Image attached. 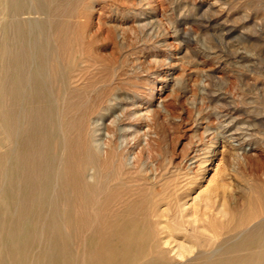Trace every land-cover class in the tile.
Returning a JSON list of instances; mask_svg holds the SVG:
<instances>
[{
  "label": "rangeland",
  "instance_id": "rangeland-1",
  "mask_svg": "<svg viewBox=\"0 0 264 264\" xmlns=\"http://www.w3.org/2000/svg\"><path fill=\"white\" fill-rule=\"evenodd\" d=\"M43 1L45 13L21 19L45 36L48 60L36 62L51 124L28 128L25 110L16 134L0 133V153L16 149L20 196L44 198L28 214L0 204V264H118L135 252L140 263L248 264V253L262 255L251 229L264 218V0ZM40 136L41 157L54 155L47 177L32 158ZM164 235L187 246L183 260L157 250ZM52 246L64 263L47 259Z\"/></svg>",
  "mask_w": 264,
  "mask_h": 264
},
{
  "label": "bare ground",
  "instance_id": "bare-ground-1",
  "mask_svg": "<svg viewBox=\"0 0 264 264\" xmlns=\"http://www.w3.org/2000/svg\"><path fill=\"white\" fill-rule=\"evenodd\" d=\"M46 1H43V2L47 3ZM49 3L50 2L48 0V4ZM50 6L51 5H49V7ZM44 11H45V8H44V5L42 4V0H0V62L2 61V63H0V133H2L4 135L5 140H8L9 137H10V135L16 134V132L18 130L17 128L20 127V125L17 127L18 123L23 120V117L25 115H27V113L26 114H23V112L25 110L28 111L29 114L32 116L31 119L27 118L28 120L26 119L24 121V122L27 123V127L28 128L34 126L35 124H37V125L39 124L40 125L42 122L45 124L46 127H48L51 124L50 112H51V107L52 106H51L50 101H48L49 95L47 93V89L44 86L45 83L43 84V81H44L43 80L44 79L43 78V76H44L43 75V68H41V66L39 65V63L36 62V61H40L41 62L42 60L44 61L45 58L47 57V50H46V46L44 44L45 36H44V39H43L42 38V34H41V30L39 28V22L37 21V19L35 20L37 22L31 23V24H30V21H28V20L25 21V20L21 19V16H23V13H26L28 15H31V14H34L35 15V13H40V12L42 13ZM31 18H32V16H31ZM29 20H31V19H29ZM48 21H49V19H48ZM49 28H48V30H49ZM47 33H50V31L47 32ZM49 35H52V34H49ZM46 60H48V58H46ZM41 95L46 96V98H47L46 99L47 100L46 103L44 102L43 105L40 104V105H37V106L32 105V101L35 98H37V97L39 98ZM37 132H39V131H37ZM49 134L50 133L47 131L48 138L50 136ZM45 136H46V132H45ZM41 137L42 136H40L39 141H38V143L36 145V147L38 149L40 148L38 150V154L36 153V157H32V158H33L34 161L37 160V162L39 164V167L43 169V172L42 173L44 174V176L47 177L48 176L47 170L50 171V167H52V162H53L54 155L53 154H50L48 152L47 153L43 152L44 153V156L41 157L42 146H43L42 145L43 142H41ZM14 145H15V143H14ZM29 148H30V146H29ZM15 150L16 149H14V147H11V148H7V150L5 152L0 153V176L2 174L5 175V176L7 175V177H6L7 180H6L5 184L4 183H3V185H1L2 183L0 184V187H1L0 188V192L2 193V196L0 197V204L2 206H4V207H9V202H12V203L15 202V203L18 204L19 209H21L24 214H28V213L31 212V209L33 208V204L39 202L42 198H44V194L42 192H40L39 195L34 196L33 198L30 196L28 199H26V198L23 199V197L20 196L19 190L17 188L18 187V183H19L18 182V179H17L18 172H19V164H18V162L12 160L13 158H15L14 157ZM40 150H41V152H39ZM50 150H52V149H50ZM58 151L60 152V150H58ZM19 153H21V152L19 151ZM58 155H59V153H58ZM218 166H219V163L215 164V166H214L215 168L214 169H217ZM21 169H22V167H21ZM51 170L53 171V169H51ZM55 170H57V169H55ZM52 171H51V173H52ZM81 173L77 172V174L79 175V181H80L81 185L84 187V189L87 191V192H82V196H84V198H89V197H91L89 195L90 194V191L89 190H90V188L92 186H90L84 180V178H83L84 176ZM86 173H88V172H86ZM37 175H39V174H37ZM53 175H54V173H53ZM53 175H52V177H53ZM51 181H52V178H51ZM33 182H35V181H33ZM55 183H56V181H55ZM54 185H52V187ZM30 186H29V188H30ZM54 193L56 194V191ZM54 193H53V195H55ZM27 196H29V195H27ZM92 196H93V193H92ZM49 197H50V195H49ZM92 199H93V197H92ZM49 202L50 203L48 205H50L51 203H53L52 198H49ZM55 206H56V203H55ZM48 207L49 206H47V208ZM56 208H57V206H56ZM45 213H47V212H45ZM54 215L55 214L51 215L52 218H53L52 221L55 220ZM58 216H60V215H58ZM44 217H46V216H44ZM36 220L37 219H35V221ZM153 223H155V220H154ZM34 224H35V222H34ZM51 224L52 223L50 222V225ZM54 224L55 223H53V225ZM35 226H36V224H35ZM165 228H167V227L165 226ZM49 229L51 230L52 228L49 227ZM40 232H42V231H40ZM53 232H54V230H53ZM161 232H164V230L161 229L159 233H161ZM137 234H140V233H137ZM142 234H143V232H142ZM145 234H147V233H145ZM145 234H144V236H145ZM251 234L252 235H257L260 238V240L262 241V243L260 245H262V244L264 245V218L263 217L256 224H254V226L251 229ZM16 236H18V235H16ZM135 236H136V234H135ZM137 236L139 237V239H141L140 238L141 234L140 235H137ZM167 237H168V235L159 236V238H157V242L155 240V242L157 243V250H160V251H162L164 253V254H162L160 252L162 255H167V257L169 256L172 259H174L176 257H179L180 259H182L184 257V255H185V253H187V255H188V251L189 250L186 249L187 248L186 245L185 246L184 245H181L182 242H180L181 244L179 242H178L179 244L176 243L175 239H173L172 236H171V238L173 240H171V239H169ZM153 238H154V236H153ZM238 238H240V237H238ZM245 238H246V241L245 242H248L247 239H249V236L248 237H245ZM252 238H254V237H252ZM243 239H244V237H243ZM243 239H239V240H242L243 241ZM131 240H132V238H131ZM234 241H235V239H234ZM242 241H239V242H241L240 243L241 245H242ZM153 242H154V240H153ZM257 242H260V241H257ZM230 243L231 242H229L228 245H230ZM251 243L253 244V242H251ZM52 244H53V241H52ZM148 244H150V243H148ZM247 244L249 245L250 243H247ZM237 245H239V244H237ZM251 245H249L250 248H251ZM254 245H258V244H253L252 245L253 248L255 247ZM240 246H238V248H240L241 250L242 249H245L243 247L241 248ZM246 246L247 245H245V247ZM146 247H149V246H146ZM231 247H230V249H232ZM36 248H37V246H36ZM149 248H148V250H149ZM189 248H192V247H189ZM234 248H235V246L233 247V249ZM257 248H261V247H257ZM52 249H53V246H52ZM144 249H146V248H144ZM247 249L249 250L248 246L246 247V250ZM45 250H46V248H45ZM53 250L54 251H52V252L49 253L47 259L50 258V259H54V260H59V258L62 257V255H63V251H61V248H58L57 246H55V248ZM251 250L254 251L255 248L254 249H251ZM258 250L259 249H257L254 252H257ZM263 250H264V248L262 249V251ZM133 251H134V249H133ZM133 251H132V253H133ZM138 251H139V249H138ZM145 251H147V250H145ZM152 251H153V249H151V252ZM234 251L232 250V252H234ZM254 252H252L251 255H250V253H248L249 256L247 257V260L246 261H249V262H247V263L248 264H264V259L262 258V257H264V255H263L264 254V251H263V254H262L263 256L258 254L257 257H255L256 254H253ZM260 252H261V250H260ZM212 253L214 254V252H212ZM216 253H221V252L218 251ZM144 254L145 253L143 252V254H142L143 255V258H144ZM148 254H150V253L148 252ZM26 255H27V253H26ZM137 255L138 254L136 252H135V255L133 254V257H128V256L125 255V253L119 254L118 255V259H120V262L118 264H171L168 261L167 262L164 261L165 260L164 257H163V262H160V261H162V259L159 261V260H156L155 258L149 257V258H146L145 262L140 263L139 260H138V262L135 260V257ZM211 255L212 254H210V256ZM224 255H226V254H224ZM139 256H140V254H139ZM151 256L153 257L154 255H151ZM203 256H205V255H203ZM159 257H162V256H160V254H159ZM211 257L213 258L214 256H211ZM222 257H223V255H222ZM26 258H27V256H26ZM63 258L64 257H62V260H63ZM140 258H141V256H140ZM194 258H196V257H194ZM199 258H202V257H199ZM218 258L219 257H217V259L216 258L215 259L218 260ZM234 258L235 257H233V259ZM66 259L67 258H65V260ZM60 260H61V258H60ZM224 260H227V259H224ZM239 260L241 262V259H239ZM17 261L19 262L20 259L18 258ZM24 261L26 262V260H24ZM186 261H189L190 262V263L187 262L186 264H191L192 263V261H190V257H189V260L187 258ZM220 261H221V259H219V262ZM223 262H225V261H223ZM63 263H64V260H63ZM211 263H213V262H211ZM214 263H216V262L214 261ZM58 264H60V263H58ZM66 264H69V263H66ZM172 264H185V262H184V260H183V262H176L175 261V263H172ZM225 264H228V263L226 262ZM237 264H239V263H237Z\"/></svg>",
  "mask_w": 264,
  "mask_h": 264
}]
</instances>
